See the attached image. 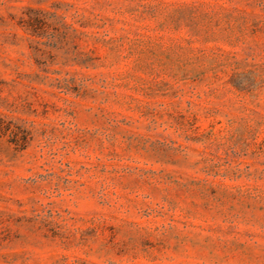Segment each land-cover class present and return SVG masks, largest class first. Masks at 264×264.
<instances>
[{
  "label": "rangeland",
  "instance_id": "rangeland-1",
  "mask_svg": "<svg viewBox=\"0 0 264 264\" xmlns=\"http://www.w3.org/2000/svg\"><path fill=\"white\" fill-rule=\"evenodd\" d=\"M0 264H264V0H0Z\"/></svg>",
  "mask_w": 264,
  "mask_h": 264
}]
</instances>
